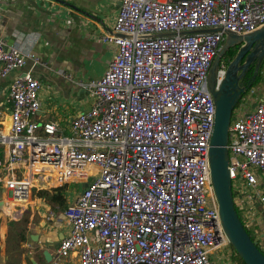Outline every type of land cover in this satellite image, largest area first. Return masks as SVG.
<instances>
[{
	"label": "built area",
	"instance_id": "2783aa9c",
	"mask_svg": "<svg viewBox=\"0 0 264 264\" xmlns=\"http://www.w3.org/2000/svg\"><path fill=\"white\" fill-rule=\"evenodd\" d=\"M116 1L112 32L99 38L112 59L82 84L90 107L67 129L38 119V55L0 39V80L15 73L0 103V209L19 221L39 192L76 184L53 264H235L211 184L207 73L224 31L264 24V0ZM247 92L231 115L229 176L264 254V95Z\"/></svg>",
	"mask_w": 264,
	"mask_h": 264
},
{
	"label": "crops",
	"instance_id": "0c3cea01",
	"mask_svg": "<svg viewBox=\"0 0 264 264\" xmlns=\"http://www.w3.org/2000/svg\"><path fill=\"white\" fill-rule=\"evenodd\" d=\"M118 7L116 0H0V39L9 45H18L24 51L30 50L40 59L39 65L28 63L26 67L29 69L32 65L33 76L43 83L39 94V120H53L63 127L89 109L90 101L82 84L98 80L112 59L113 47L103 44L99 38L112 32ZM14 76L12 73L0 80V97L7 95ZM260 83L255 89L257 95L262 96L264 82ZM71 185H65L64 190L65 200L70 196L68 204L76 195L70 189ZM48 203L58 211L57 205L42 197L34 198L26 211L31 209L33 213L26 236L30 240L34 234L38 237L35 247L32 245L34 241L29 243L26 238L19 245L21 251L14 252L3 241L6 225L0 226V264H53L52 255L69 227L63 213L49 212ZM0 212L5 217L1 209ZM34 214L41 218L49 215V223L46 225L41 220L34 224ZM4 219L0 215L2 223H5ZM44 226L42 234L33 231V228ZM45 251L51 255L50 262L43 256ZM61 264L77 263L74 260Z\"/></svg>",
	"mask_w": 264,
	"mask_h": 264
},
{
	"label": "water",
	"instance_id": "95a60500",
	"mask_svg": "<svg viewBox=\"0 0 264 264\" xmlns=\"http://www.w3.org/2000/svg\"><path fill=\"white\" fill-rule=\"evenodd\" d=\"M218 31L221 29H207L204 33ZM236 47H238L236 53L225 66L218 81L222 59L231 48ZM263 64L264 24L244 34L224 31L223 43L207 73V88L215 105L214 127L209 149L211 184L218 202V213L223 230L230 246L244 264H264V254L253 243L234 206L229 176V125L234 107L254 84ZM1 205L2 202L0 207ZM31 240L36 242L38 237L32 236ZM43 256L47 262L51 261L48 252L45 251Z\"/></svg>",
	"mask_w": 264,
	"mask_h": 264
},
{
	"label": "rangeland",
	"instance_id": "374dc122",
	"mask_svg": "<svg viewBox=\"0 0 264 264\" xmlns=\"http://www.w3.org/2000/svg\"><path fill=\"white\" fill-rule=\"evenodd\" d=\"M263 71H264V64H263V66H262V71H261V77L262 78H260V80H259V83L258 84H256L255 86H253V88H256L257 86L259 87V85H261V83L260 82H264V79H263ZM10 84V83H9ZM263 92H264V90H262ZM3 95L4 94H2V97H0V103L2 102V100H3ZM243 97L244 98H247L248 97V92L247 93H245L244 95H243ZM250 100H252L253 101V98H250ZM239 106V105H238ZM249 108V110H251V106H248ZM4 110L5 109H2V110H0V119L2 120L3 118H4ZM59 123V122H58ZM60 124V123H59ZM63 127H65V129H67L68 128V123L66 124V125H63ZM68 132L66 131V134H67ZM80 188V186H78V185H76V184H72L71 186H70V189L71 190H74L75 192H77V190ZM73 193V192H72ZM68 199H70V196H67V200ZM67 200H66V203H65V207L68 205V202H67ZM65 207H63V208H59L58 209V211H56L55 209H53V207H52V205H49V203H48V208H49V212L51 211L52 212V210H55V212H60V215L63 213V211H64V209H65ZM32 211H31V209L22 217V219L21 220H19V221H10L8 218H6V217H4L2 214H0L1 215V217L5 220V223L3 222L2 223V221H0V226L3 224V225H6V227L4 228V236H3V241L4 242H6V246H8V248H10V249H12L14 252L15 251H21V249H20V243H21V235H23L24 237H25V239L29 242V243H31V240L29 239V236H26V231H28V224H29V222H30V218L32 217L31 215L33 214V213H31ZM1 213V212H0ZM35 216H33V223L34 224H37V223H39V221H41V220H43V223H45L46 225L49 223L48 222V220L50 219V217H49V215H47L46 217H39V216H37L36 214H34ZM45 225V226H46ZM45 226L43 227V228H37L36 230H35V228H33V231H37L38 233H40V234H42V233H44V228H45ZM63 231H65L66 230V228H64V229H62ZM34 236H35V234H34ZM25 241V240H24ZM23 241V242H24ZM39 242V241H38ZM35 244H37V241L36 242H32V245L35 247L36 245ZM219 254H221L222 256H224L225 258H227L228 257V252H227V250H225V249H223V250H221V251H219L218 252V255ZM234 261H235V264H242L239 260H238V258H236V260L234 259Z\"/></svg>",
	"mask_w": 264,
	"mask_h": 264
},
{
	"label": "trees",
	"instance_id": "16d2710c",
	"mask_svg": "<svg viewBox=\"0 0 264 264\" xmlns=\"http://www.w3.org/2000/svg\"><path fill=\"white\" fill-rule=\"evenodd\" d=\"M238 47L236 48H231L227 54L224 56V58L222 59V62L224 65H227L229 63V61L232 59V57L234 56V54L236 53ZM262 71V69H261ZM261 77V73L260 75L256 78L254 84L251 86H255L256 84L259 83V80H260ZM2 156V152L0 151V158ZM66 186L64 185L63 187H60V188H57V189H54L52 191H41L38 193V197H42L46 200H48L51 204L53 205H57L59 208H63L65 207V203H66V200L64 198V190H65ZM25 240V237L23 235H21V242H23ZM232 251L233 248H231ZM235 253V251H234ZM235 258H238V260L244 264L242 262V260L238 257V255L235 253Z\"/></svg>",
	"mask_w": 264,
	"mask_h": 264
},
{
	"label": "bare ground",
	"instance_id": "6f19581e",
	"mask_svg": "<svg viewBox=\"0 0 264 264\" xmlns=\"http://www.w3.org/2000/svg\"><path fill=\"white\" fill-rule=\"evenodd\" d=\"M220 76H222V74ZM220 79H221V77H220Z\"/></svg>",
	"mask_w": 264,
	"mask_h": 264
}]
</instances>
